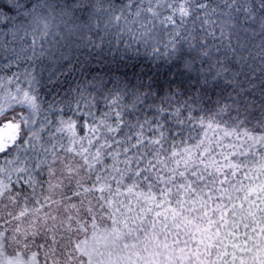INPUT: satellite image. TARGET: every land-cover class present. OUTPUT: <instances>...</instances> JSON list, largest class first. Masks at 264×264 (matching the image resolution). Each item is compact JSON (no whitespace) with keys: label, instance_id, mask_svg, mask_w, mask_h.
Segmentation results:
<instances>
[{"label":"snow or ice","instance_id":"snow-or-ice-1","mask_svg":"<svg viewBox=\"0 0 264 264\" xmlns=\"http://www.w3.org/2000/svg\"><path fill=\"white\" fill-rule=\"evenodd\" d=\"M0 264H264V0H0Z\"/></svg>","mask_w":264,"mask_h":264}]
</instances>
